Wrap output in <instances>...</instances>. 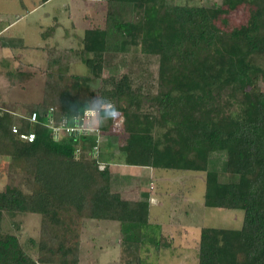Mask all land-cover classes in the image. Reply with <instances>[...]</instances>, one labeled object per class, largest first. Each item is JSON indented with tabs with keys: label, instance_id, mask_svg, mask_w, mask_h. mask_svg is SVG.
I'll return each mask as SVG.
<instances>
[{
	"label": "trees",
	"instance_id": "16d2710c",
	"mask_svg": "<svg viewBox=\"0 0 264 264\" xmlns=\"http://www.w3.org/2000/svg\"><path fill=\"white\" fill-rule=\"evenodd\" d=\"M95 1L106 4V15L102 27L83 31L80 54L89 75L48 71L43 99L26 116L16 119L0 108V157L8 159V169L23 173L29 186L28 192L11 185L0 190V218L40 217L39 238L29 240L35 255L18 235L0 230V264H78L84 219L117 222L121 246L134 255L129 264H147L142 250L171 246L150 222L149 195L134 201L111 191L109 169H100L91 157L96 131L52 139L49 117L54 125L75 126L87 110L97 112L90 128L100 132L122 119L125 164L203 172V205L243 212L239 229H200L197 264H264V89L257 84L264 70L253 59L264 52V0H222L209 7ZM241 10L247 17L235 24ZM136 52L158 60L159 90L149 100L154 113L139 108L141 95L129 74L101 78L106 56ZM48 55L49 65L59 61L51 50ZM4 76L14 85L30 74ZM96 80L97 95L90 89ZM226 92L232 103L222 100ZM14 126L33 133L34 140H21ZM213 153L225 156L222 180L208 167Z\"/></svg>",
	"mask_w": 264,
	"mask_h": 264
},
{
	"label": "rangeland",
	"instance_id": "374dc122",
	"mask_svg": "<svg viewBox=\"0 0 264 264\" xmlns=\"http://www.w3.org/2000/svg\"><path fill=\"white\" fill-rule=\"evenodd\" d=\"M169 1L180 5L209 7L213 4L219 5L222 0ZM17 6V0H0V14L22 11ZM30 10L31 8L21 12L25 18L18 24L21 34L17 33L21 37L24 36L25 46L31 47L20 49L18 44H15L16 54L23 56L18 59L17 66L0 65V108L13 112L16 119L26 116L32 104L42 101L46 72L89 75L80 54L83 31L87 27L104 25L106 4L95 0H49L47 4L29 14ZM67 13L72 17H68ZM234 17L235 24L242 23L247 17V12L241 10ZM35 25H41V34L36 33ZM42 33L44 36L41 37ZM48 50L58 58V62L49 65ZM253 59L264 70V52L254 55ZM5 70L21 71L30 74V77L23 82L10 85L9 79L4 76ZM122 74H129L134 89L140 92L139 108L142 112L154 113L149 100L159 90L157 58L146 57L138 52L106 56L101 78L119 77ZM259 74L257 84L258 88L263 90L264 74ZM98 88L99 80L90 84V89L96 92V95ZM227 93H223V101L230 100ZM232 110L237 111L238 106L233 105ZM121 123L122 119L116 121L108 132L101 131L98 137V150L91 151V157H97L94 159L100 161V169L105 167L109 169V185L112 192L121 193L124 199L134 201L140 199V194L144 198L150 193L153 198L150 221L152 224L155 222L153 225L159 224L160 233L171 246L159 251L148 248L142 250L139 256L147 264H197L200 229L202 227L239 229L243 212L205 207L203 172L155 170L125 164L122 152L127 143V133L121 130ZM224 159L223 153H213L208 163L209 169L218 171L221 180ZM7 164L8 159L0 157V190L6 185H11L28 192L29 186L25 182V175L19 170L8 169ZM39 226L40 217L34 214L15 217L3 214L0 218V230L18 235L21 244L31 255H35V248H31L29 240H38ZM121 241L122 235L117 222L82 220L78 264H129L134 255L123 249Z\"/></svg>",
	"mask_w": 264,
	"mask_h": 264
},
{
	"label": "crops",
	"instance_id": "0c3cea01",
	"mask_svg": "<svg viewBox=\"0 0 264 264\" xmlns=\"http://www.w3.org/2000/svg\"><path fill=\"white\" fill-rule=\"evenodd\" d=\"M28 1L29 2L25 0H17L18 2L17 7H19L23 12L26 9L31 8V10L29 11V14L34 12L37 8H40V6L47 4L49 2V0L45 1L44 3L41 2L40 0H28ZM22 11L20 12L13 11L12 13L3 12L0 14V40L2 41V43H0V65L7 66V67H9L10 65L14 67L17 66L19 62L18 59L20 60L23 56L20 54H16L17 45L15 44H18V48L20 49H24V48L29 49L31 47L28 45L25 46L24 36L21 37L17 33L20 30V28L18 27V24L22 23L21 21L25 18V16L22 15L21 13ZM69 15L67 16L72 17L71 15L70 16ZM52 20L54 21L55 18L53 17ZM35 28H37L35 30L36 33L41 34V25L39 26L35 25ZM19 34H21V32H19ZM11 43H13L14 45H10ZM6 71H10V70H5L4 72ZM119 194L122 195L121 193ZM148 195L150 197V210H151V207L153 205L152 204L153 198H151L150 193ZM139 198L141 199V194ZM153 224H155V222H153ZM156 225L159 226V224L157 223Z\"/></svg>",
	"mask_w": 264,
	"mask_h": 264
},
{
	"label": "built area",
	"instance_id": "2783aa9c",
	"mask_svg": "<svg viewBox=\"0 0 264 264\" xmlns=\"http://www.w3.org/2000/svg\"><path fill=\"white\" fill-rule=\"evenodd\" d=\"M52 110H50L51 112ZM97 112L95 110H87L84 112L83 117L81 118L80 123H78L75 126H66L65 124L62 125H54V122L51 117L48 119L47 126L51 130V137L54 141H58L64 136H78L81 134H88L91 131H96L98 136H100V131L98 129L90 128V122L91 120L97 115ZM31 121H35V115L31 116ZM12 132L15 134H18V129L16 126L12 128ZM19 138L23 141L32 142L34 140V134L33 133H19ZM98 150V138L96 145L91 149V151ZM78 153V150L76 151V154ZM92 155V154H91ZM94 158H97L96 156H93Z\"/></svg>",
	"mask_w": 264,
	"mask_h": 264
}]
</instances>
